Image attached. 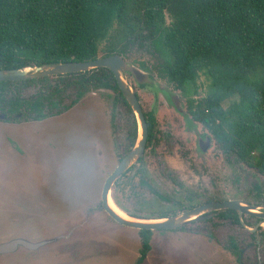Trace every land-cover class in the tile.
Returning a JSON list of instances; mask_svg holds the SVG:
<instances>
[{
  "label": "trees",
  "instance_id": "trees-1",
  "mask_svg": "<svg viewBox=\"0 0 264 264\" xmlns=\"http://www.w3.org/2000/svg\"><path fill=\"white\" fill-rule=\"evenodd\" d=\"M136 52L182 93L196 121L264 175V0H0V70ZM98 70L61 81L52 109L70 89L79 98L112 89L116 106L124 102ZM13 86L0 82V110H16ZM42 107L33 104L38 113ZM139 233L136 264H143L152 234Z\"/></svg>",
  "mask_w": 264,
  "mask_h": 264
},
{
  "label": "flooded vegetation",
  "instance_id": "flooded-vegetation-1",
  "mask_svg": "<svg viewBox=\"0 0 264 264\" xmlns=\"http://www.w3.org/2000/svg\"><path fill=\"white\" fill-rule=\"evenodd\" d=\"M128 59L130 55L124 58L127 62ZM105 70L114 86L117 83L114 74ZM81 73L3 82L14 84L16 110L12 111L9 106L1 109L0 114L5 118L0 122L15 125L20 122L46 123L64 116L89 95L98 96L101 93L99 96L111 105L112 110L109 117H100L93 140L94 183L101 209L113 220L102 205L103 189L108 178L134 149L139 136V123L124 96L126 102L119 97L116 106V93L112 89L92 90L80 98L77 91L70 89L65 95L61 94L58 103H55L58 107L52 109L50 96L54 88L62 85L61 81L63 85L73 81L77 78L73 76ZM155 76L169 85L173 92L179 93L181 101L160 86L154 89L155 97L152 96L151 100L143 97L138 89L134 90L147 123V143L139 160L115 181L111 190L112 200L125 214L136 219L164 220L202 210L181 228L142 230L152 234L151 250L155 233L217 236L226 239L227 245H223L235 258L236 264H264V175L217 141L201 122L194 119L190 104L182 93L160 79L156 72ZM128 79L130 84L135 85L132 75H128ZM96 82L100 84L98 79ZM39 100L43 102L40 113L33 110V104ZM154 100H157L155 111L149 107ZM122 105L128 109V116L117 115ZM12 144L19 154L24 152L19 144ZM112 160L115 165L111 164ZM234 203L236 207L211 208Z\"/></svg>",
  "mask_w": 264,
  "mask_h": 264
},
{
  "label": "rangeland",
  "instance_id": "rangeland-1",
  "mask_svg": "<svg viewBox=\"0 0 264 264\" xmlns=\"http://www.w3.org/2000/svg\"><path fill=\"white\" fill-rule=\"evenodd\" d=\"M130 59L153 64L141 52ZM134 84H130L133 90L149 100L158 89L141 88L135 80ZM99 95H89L64 116L46 123L0 122V244L17 238L34 243L59 239L37 251L20 248L3 255L0 264L136 263L142 246L139 232L108 218L100 207L94 180L88 195L80 197L69 194L65 180V169L74 155H87L95 165L92 148L99 119L109 117L112 110ZM156 101L149 104L153 111ZM117 111L120 117L128 116L123 105ZM12 143L24 152L19 154ZM226 243L217 236L155 233L144 264H236Z\"/></svg>",
  "mask_w": 264,
  "mask_h": 264
},
{
  "label": "water",
  "instance_id": "water-1",
  "mask_svg": "<svg viewBox=\"0 0 264 264\" xmlns=\"http://www.w3.org/2000/svg\"><path fill=\"white\" fill-rule=\"evenodd\" d=\"M125 56L116 54L107 58H100L90 62H70L64 64H47L42 66L27 67L24 69H10L0 70V82H14L22 80H30L48 76L66 75L72 73L87 72L98 68H105L111 71L118 83L119 89L123 93L127 103L130 105L134 115L139 123V136L137 143L131 153L122 161L120 166L116 169L115 173L111 175L103 189L102 205L106 213L117 223L138 231L142 230H165V229H177L191 222V217L200 213L202 210L184 213L180 216L170 219H136L129 217L125 214L112 200L111 190L120 174L128 170L133 166L139 158L143 155L146 143H147V123L143 110L140 106L139 100L133 88L127 80V75H132L135 79L137 86L144 88L151 86L156 88L157 86L163 87L155 79V73L146 62H127L124 60ZM139 65V66H138ZM156 86V87H155ZM168 90V88L166 87ZM172 93V92H171ZM177 96L181 101V95L179 93H172ZM183 106V103H182ZM5 117L0 114V119ZM111 203L116 206L121 212H123L127 218L118 214ZM237 204H223L221 206H211V208L218 207H236ZM55 240H44L42 242L34 243L24 238H17L6 243L0 244V257L7 254H13L20 248H25L30 251H37L49 244L57 242Z\"/></svg>",
  "mask_w": 264,
  "mask_h": 264
},
{
  "label": "clouds",
  "instance_id": "clouds-1",
  "mask_svg": "<svg viewBox=\"0 0 264 264\" xmlns=\"http://www.w3.org/2000/svg\"><path fill=\"white\" fill-rule=\"evenodd\" d=\"M95 177V166L87 155H74L65 169L70 195L87 196Z\"/></svg>",
  "mask_w": 264,
  "mask_h": 264
},
{
  "label": "bare ground",
  "instance_id": "bare-ground-1",
  "mask_svg": "<svg viewBox=\"0 0 264 264\" xmlns=\"http://www.w3.org/2000/svg\"><path fill=\"white\" fill-rule=\"evenodd\" d=\"M111 206L113 207V209H114L118 214H120L121 216L127 218L126 215H125L123 212H122V214L120 213L121 211H120L118 208H116V206H114L113 203H111ZM118 210H119V211H118Z\"/></svg>",
  "mask_w": 264,
  "mask_h": 264
}]
</instances>
